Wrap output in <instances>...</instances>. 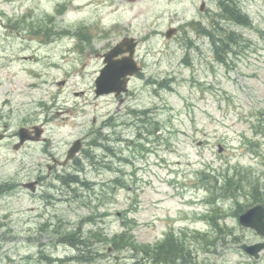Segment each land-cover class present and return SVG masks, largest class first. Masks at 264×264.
<instances>
[{
  "label": "rangeland",
  "instance_id": "374dc122",
  "mask_svg": "<svg viewBox=\"0 0 264 264\" xmlns=\"http://www.w3.org/2000/svg\"><path fill=\"white\" fill-rule=\"evenodd\" d=\"M235 1L252 25L220 22L216 37L240 34L222 62L194 23L210 26L216 0H206L205 13L201 0H0V133L8 136L0 140V189L13 186L0 193V264H153L140 247L170 232L190 248L187 264H264V251L257 260L241 248L262 237L235 214L239 203L251 204V183L264 189V134L254 126L264 114V0ZM170 26L179 31L167 39ZM72 33L88 42L75 49ZM124 36L139 40L143 73L121 106L113 95L97 97L95 80L103 53ZM166 81L171 88L159 84ZM132 110L150 114V152L121 150L135 155L128 164L90 147L111 117V138L137 139ZM34 124L43 125L46 140L14 149V134ZM78 138L85 149L49 175L52 157L64 160ZM233 175L245 190L235 197L222 189L226 198H215ZM70 176L78 182L60 179ZM38 178L36 193L22 186ZM126 229L135 239L128 247L105 238ZM67 235H79L82 246ZM86 246L87 259H72Z\"/></svg>",
  "mask_w": 264,
  "mask_h": 264
},
{
  "label": "water",
  "instance_id": "95a60500",
  "mask_svg": "<svg viewBox=\"0 0 264 264\" xmlns=\"http://www.w3.org/2000/svg\"><path fill=\"white\" fill-rule=\"evenodd\" d=\"M202 8H204L202 6ZM175 32L174 28H171L166 36L170 38ZM137 43L134 38L126 37L121 43L115 46L106 54V61L108 65L102 70L100 77L97 79V94L116 92L120 94L123 91L127 90L128 75L135 74L139 67L136 64L134 59V52ZM127 47V49H125ZM129 51V56H125L123 59L113 60L115 56ZM122 77H124L122 79ZM37 135L31 137L28 134L27 128H21L19 131L20 141L14 147L15 149L20 148V146L29 139H38L42 133V130H37ZM3 136L0 135V139ZM82 148L81 140H77L73 146L70 148L67 154V158L63 164H67L69 159H72L76 156ZM222 150V148H220ZM25 187H29L32 191L36 190L35 183L30 182L24 184ZM240 222L247 227L254 228L259 234L264 236V206L258 204L250 208L247 212L240 216ZM241 248L253 254L256 258H259V252L264 249V242L256 243L252 245L242 244Z\"/></svg>",
  "mask_w": 264,
  "mask_h": 264
},
{
  "label": "trees",
  "instance_id": "16d2710c",
  "mask_svg": "<svg viewBox=\"0 0 264 264\" xmlns=\"http://www.w3.org/2000/svg\"><path fill=\"white\" fill-rule=\"evenodd\" d=\"M236 11H239V10L236 8ZM237 36H238V33H233V35L229 37L230 41H235V43H236L237 38H238ZM226 41H227V38L223 43L224 46H226V44H228V43H226ZM256 125H258V128H259V130H257L256 132L264 134V120L257 121L254 126L257 127ZM138 146H142V145L139 144ZM75 180H77V179L75 178ZM64 181H66V180L64 179ZM225 184H226V186H225ZM261 185H262L261 182L257 181L256 184L253 185V187H252L251 195L253 196V201L255 203L261 202L264 204V189L261 188ZM239 188H244L243 180H242V178H237L236 176L233 175V176L226 177L224 185H222L218 189V191H220L221 189H224L225 194L229 193L230 191L237 193ZM130 235L131 234L127 235V231H124L120 234L114 235L113 238H109V237H105V238L107 241H112L116 248H122V247L124 248V247H128L129 244H133V242L135 240L134 237H132ZM79 238H80L79 235H76L73 237H71V236L68 237V235H67L66 239L68 240V242L72 243L73 245L78 246L80 244L82 246L83 241H79L80 240ZM87 245H89V244H87ZM140 249L144 253L150 254L151 249L148 246H145V245L141 246ZM154 249L157 252L159 258H165L166 259V257L168 256L169 259L173 260L177 256H183L185 260H189L187 258L189 255V249L187 247H185V244L182 241L177 240L176 237L174 236V234H171V237H169V238L167 237L165 239V241H163V243L159 244ZM83 251L86 254L76 257L77 260H79V259L85 260V259H87L88 256H90L89 254L91 253V250L88 249L87 246H86V249H83ZM159 252H162V253H159Z\"/></svg>",
  "mask_w": 264,
  "mask_h": 264
},
{
  "label": "flooded vegetation",
  "instance_id": "af4514ba",
  "mask_svg": "<svg viewBox=\"0 0 264 264\" xmlns=\"http://www.w3.org/2000/svg\"><path fill=\"white\" fill-rule=\"evenodd\" d=\"M233 1L234 0H216V3H219V4H221L222 6H225L226 5V9H227V11H228V13L229 14H231L232 13V5H233ZM119 100H120V97H119ZM108 121H109V119H106L105 120V122H104V126H102L101 127V129L103 130V128H106L107 127V123H108ZM36 124H34V125H30V126H28V127H30L31 128V131H28V134L30 135V136H35V134H34V130H33V127L35 126ZM124 126H125V128L128 126V124L127 123H125L124 124ZM38 129V128H37ZM36 129V130H37ZM127 129V128H126ZM104 133H108V131L107 132H105L104 131ZM122 133H125V132H122ZM4 134L6 135V133L4 132ZM14 135H16V134H14ZM108 140H109V138L110 137H112V135H104ZM123 136V134H120L119 136H117V139L119 140L120 139V141H118V142H122V137ZM83 142H84V144L86 143V141L85 140H83ZM125 142H128L129 143V141H125ZM28 143H31V142H26L25 143V145L26 144H28ZM24 147V146H23ZM22 147V148H23ZM104 148H106L105 146H103ZM130 160H133V157H130ZM56 164H58V163H56ZM58 165H50L49 163L47 164V168H48V170H49V175H51L52 173V171H53V169H54V167L56 168ZM34 181H36V182H38V185L40 184V182L42 181L40 178H38V179H36V180H34ZM261 240H264L263 238L261 239ZM258 260V259H257Z\"/></svg>",
  "mask_w": 264,
  "mask_h": 264
},
{
  "label": "bare ground",
  "instance_id": "6f19581e",
  "mask_svg": "<svg viewBox=\"0 0 264 264\" xmlns=\"http://www.w3.org/2000/svg\"><path fill=\"white\" fill-rule=\"evenodd\" d=\"M159 253H162V252H159Z\"/></svg>",
  "mask_w": 264,
  "mask_h": 264
}]
</instances>
